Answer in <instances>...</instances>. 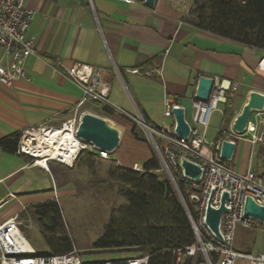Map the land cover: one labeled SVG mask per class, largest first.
Segmentation results:
<instances>
[{"label":"crops","instance_id":"crops-1","mask_svg":"<svg viewBox=\"0 0 264 264\" xmlns=\"http://www.w3.org/2000/svg\"><path fill=\"white\" fill-rule=\"evenodd\" d=\"M26 5L35 11L29 28L35 53L24 61V78L14 79L9 86L0 83V139L26 128L59 127L75 111L95 114L98 104L79 105L82 90L65 73L74 63L98 69L109 84L113 109L139 112L152 126L175 122L173 116H164L165 98L175 99L190 121L191 99L201 76L238 84L226 105L233 114L228 127L252 91L264 94V71L256 67L264 50L184 21L178 25L189 15L191 0H156L148 7L120 0H27ZM8 63L0 49V64ZM157 67L161 78L131 71ZM116 113L109 118L121 127L122 135L114 159L120 167L140 170L152 152L144 139L132 134L133 123ZM259 113L264 116V108ZM126 133L131 141L125 150L121 146ZM232 164L239 172L251 166L264 179V147L237 140ZM52 169L57 172L59 163L51 161L46 171L28 157L0 148V223L17 216L19 229L30 230L28 211L33 205L68 195L72 183L59 184ZM253 227H237L251 241L239 244L236 251H264V232L257 231L264 229ZM234 264L248 262L238 259Z\"/></svg>","mask_w":264,"mask_h":264},{"label":"built area","instance_id":"built-area-1","mask_svg":"<svg viewBox=\"0 0 264 264\" xmlns=\"http://www.w3.org/2000/svg\"><path fill=\"white\" fill-rule=\"evenodd\" d=\"M120 1L126 4L137 3L143 7L151 6L144 0ZM26 2L27 0H0V49L9 59L8 65L0 64V83L6 86H9L16 78H24V61L35 53V42L29 35L35 11L29 9ZM181 24L183 20H178V25ZM263 64L264 53L256 64L257 69L264 71ZM131 71L162 77L160 67ZM65 73L82 90L79 105L90 101L110 106L109 84L102 80L98 69L88 64L74 63L66 68ZM209 78L212 80V85L208 97L197 99L193 95L191 99V119L190 121L185 119L189 126L187 137H182L175 132V122L173 125L152 126L145 122L139 112L129 114L121 109L114 110L146 131L159 163V168L154 169L153 172L167 176L188 213L195 242L182 249L174 250L177 262L182 256H190L194 258V264H234L238 259H246L248 264H264V251L248 253L236 251L232 247L239 224L243 227L254 226L264 229L263 220L246 216L243 212L244 201L248 197L257 205L264 207V179L257 175L251 166H248L244 172L237 171L232 164L233 155L229 159L220 157L223 140L236 144L237 140L248 139L253 146L264 147V116L257 113V124L251 123L249 118L246 131L242 135L235 133L231 125L227 128L220 127L214 140L207 144L204 135L211 113L217 109L218 104L227 105L238 86L236 82L222 80L218 76ZM176 107L179 105L175 99L165 98L164 116H173L172 109ZM80 115L75 111L74 115L59 127L26 128L21 133L18 153L28 157L30 163L41 165L46 171L51 161L71 167L82 150H88L100 159L115 161V165L120 166L117 160L110 157L111 153L108 151L97 149L76 137ZM54 128L69 132L78 141L77 151L71 154L69 162L55 155V147L36 142L28 145L29 140L26 138L33 132L42 134L44 130ZM36 148L46 150V153L37 156L34 154ZM183 160L200 168L198 179L185 175L181 166ZM224 193L227 196L222 202ZM183 195L192 205L193 215ZM221 205L225 211L219 217V236H217L206 224L205 217L208 207L216 210ZM198 255L202 258L200 262H197ZM127 261L129 264H147L148 256H134ZM0 264H83V260L75 247L70 252L60 255L36 254L19 229L18 217L14 216L0 223Z\"/></svg>","mask_w":264,"mask_h":264},{"label":"trees","instance_id":"trees-1","mask_svg":"<svg viewBox=\"0 0 264 264\" xmlns=\"http://www.w3.org/2000/svg\"><path fill=\"white\" fill-rule=\"evenodd\" d=\"M183 21L264 50V0H191L189 15ZM94 111L95 114L108 117L116 113L112 107L99 104ZM232 117L231 109L225 105L224 118L228 124ZM135 127L133 123L132 134L139 139ZM20 138V132L7 135L0 139V148L18 152ZM85 155L87 159L97 158L88 150H82L77 160L85 161ZM157 168L159 163L152 153L140 170L115 165L107 171L106 177H102L103 181L116 184V193L123 203L111 208L90 250L83 256L78 253L83 264H129L127 259L134 256H148L147 264H194V258L190 256H182L177 262L174 250L193 244L195 235L179 195L165 174L160 176L153 172ZM52 174L59 184L71 182L76 186L67 176L66 169L60 171L59 168L57 172L52 169ZM183 196L193 215L192 205ZM28 214L35 218V226L47 247L45 251H36V254L60 255L76 248V241L66 227L58 201L54 199L37 203ZM25 230L29 229L22 230L24 236ZM107 251H112L109 260L92 258ZM201 259L198 255L197 262Z\"/></svg>","mask_w":264,"mask_h":264},{"label":"rangeland","instance_id":"rangeland-1","mask_svg":"<svg viewBox=\"0 0 264 264\" xmlns=\"http://www.w3.org/2000/svg\"><path fill=\"white\" fill-rule=\"evenodd\" d=\"M224 113L225 105L222 103L218 104L217 109L211 113L204 135L207 144L214 140L220 127H228L227 120L224 118ZM102 117L111 123H114L109 117ZM250 120L254 124H257L258 116L255 113H252L250 115ZM114 124L117 125L116 123ZM134 130L140 139L142 138L147 141L151 152L154 154L151 141H149L146 131L140 125H136ZM130 141L131 137L129 133H126L121 148L126 150L127 146L129 147ZM115 156L117 157V153L112 152L110 154L112 159H114ZM84 158H86L85 161H78L76 158L71 167H65L64 165L59 164L60 171L66 169L67 176H69L71 181L76 183V186L70 184V191H67L68 195H65L63 199H55L56 201H59L66 227L74 237L76 241V249L81 256L90 250L92 242L101 233L103 223L106 221L111 208L123 203L122 199L116 193V184L112 181L107 182L102 180V177H106L107 171L115 166V161L100 159L98 157H89V159H87L86 155ZM260 163L261 162L258 161V164ZM158 175L161 176L162 174ZM28 217L29 222L26 223L30 230L24 231L25 237L36 251H45L47 247L38 228L35 226V218L31 216V214H28ZM253 228L255 229V227ZM257 231L264 232L260 229ZM259 238L260 237H258V239ZM250 239L251 237L244 234V232L239 230L235 231L232 244L233 249L235 250V248H238L239 244L244 245V242L250 244ZM92 258L97 260H109L112 258V251H107L98 257L92 256Z\"/></svg>","mask_w":264,"mask_h":264},{"label":"water","instance_id":"water-1","mask_svg":"<svg viewBox=\"0 0 264 264\" xmlns=\"http://www.w3.org/2000/svg\"><path fill=\"white\" fill-rule=\"evenodd\" d=\"M146 4L152 5L155 0H144ZM212 85V80L209 77L201 76L198 79L194 97L197 99H206ZM264 108V94L257 91H252L249 94V99L242 107L240 113L234 118L231 124L232 130L238 135H242L246 131L247 123L250 114L253 111L259 112ZM172 114L175 121V132L182 136L187 137L189 134V126L184 118V109L179 106L172 109ZM76 137L84 143L90 144L93 147L106 150L112 153L118 146L122 129L111 123L110 121L98 115L84 112L80 115L79 123L75 133ZM235 149L233 142L223 140L220 147V157L229 159L232 157ZM181 166L185 175L198 179L200 176V168L186 160H183ZM223 194L222 202L226 198ZM225 211L223 205L219 209L207 208L205 222L209 228L217 235L218 222L221 213ZM243 212L246 216H252L264 221V207L257 205L251 198H246L244 201Z\"/></svg>","mask_w":264,"mask_h":264},{"label":"bare ground","instance_id":"bare-ground-1","mask_svg":"<svg viewBox=\"0 0 264 264\" xmlns=\"http://www.w3.org/2000/svg\"><path fill=\"white\" fill-rule=\"evenodd\" d=\"M26 139L29 140L28 145H31V142H36L39 144L45 143L47 146L50 145L52 147H55V155H59L67 162H69L71 154L77 151V147L79 145L78 141H76L69 132H63L62 130H60V128L46 129L42 134L33 132ZM43 153H46V150H39L38 148H36L34 151V154L37 156H40Z\"/></svg>","mask_w":264,"mask_h":264}]
</instances>
